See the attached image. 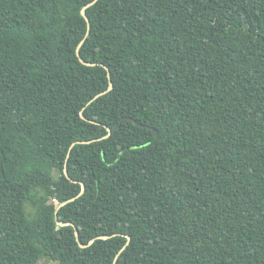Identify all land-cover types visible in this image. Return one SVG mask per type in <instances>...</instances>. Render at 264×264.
<instances>
[{"label": "trees", "instance_id": "1", "mask_svg": "<svg viewBox=\"0 0 264 264\" xmlns=\"http://www.w3.org/2000/svg\"><path fill=\"white\" fill-rule=\"evenodd\" d=\"M93 1L0 0V264H264V0Z\"/></svg>", "mask_w": 264, "mask_h": 264}, {"label": "water", "instance_id": "2", "mask_svg": "<svg viewBox=\"0 0 264 264\" xmlns=\"http://www.w3.org/2000/svg\"><path fill=\"white\" fill-rule=\"evenodd\" d=\"M96 2V0H94L91 4H89L88 6H90V5H92V4H94ZM87 6V7H88ZM85 7L83 8V9H81V11H80V14H81V16L85 19V21L87 22L88 20H87V17H86V15H85ZM80 45H81V43L79 44V46H78V48L80 47ZM78 48H77V51H76V54L78 55ZM80 62L82 63V64H84V65H87V66H94V65H96V64H92V63H87V62H84V61H82V60H80ZM112 89V84L110 83L109 84V86H108V89H107V91L106 92H108V91H110ZM106 92H104V93H101V94H99V95H97L95 98H97V97H99V96H101L102 94H105ZM82 117V116H81ZM83 118V117H82ZM137 125H139V124H137ZM141 126V125H140ZM110 134V131L108 130V135ZM107 135V136H108ZM106 136V137H107ZM73 146V145H72ZM68 178V177H67ZM83 189H84V187H83V185L81 186V192H80V194H82V192H83ZM79 194V195H80ZM63 204H61L60 206H58V208L59 207H61ZM57 208V209H58ZM56 222H57V224H59V225H61V226H72V224H61V223H59L57 220H56ZM74 234H75V236L77 237V232H76V230L74 231ZM103 238H107V237H103ZM127 238V240H129V237L127 236L126 237ZM80 247L81 248H84V247H86V246H84V245H80ZM113 264H115V261H114V263Z\"/></svg>", "mask_w": 264, "mask_h": 264}, {"label": "rangeland", "instance_id": "3", "mask_svg": "<svg viewBox=\"0 0 264 264\" xmlns=\"http://www.w3.org/2000/svg\"><path fill=\"white\" fill-rule=\"evenodd\" d=\"M40 264H52V263L41 261Z\"/></svg>", "mask_w": 264, "mask_h": 264}]
</instances>
